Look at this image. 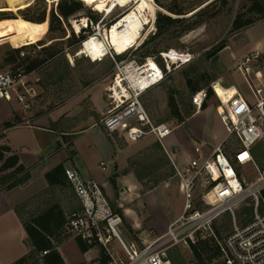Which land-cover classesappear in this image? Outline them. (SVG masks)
<instances>
[{"label":"rangeland","instance_id":"374dc122","mask_svg":"<svg viewBox=\"0 0 264 264\" xmlns=\"http://www.w3.org/2000/svg\"><path fill=\"white\" fill-rule=\"evenodd\" d=\"M138 1L133 0L124 7L118 6L113 12L110 10L111 13L104 10L99 11L93 4L83 1L85 8L70 18V26L65 22L64 31L58 25H56L55 30L49 31L51 14L53 10L57 12L59 0H0V74L22 72L26 75V88L29 91L27 102L30 105L26 108L22 103L26 110L49 112L57 108V110H64L62 111L64 112L63 115L61 114L59 118L60 121L62 119L66 121L71 119L73 123L78 124L81 123V118L87 117V113L91 112L100 122L101 106L104 107L109 102L108 96L106 97L107 92L104 89H106L115 74L116 61H123L130 57H135L142 61L148 57H155L163 65V61L159 57L161 51L177 49L182 52H189L194 57L193 61L188 65L175 68L171 73L167 74L165 80L159 86L151 89L143 96L142 101L156 123L166 122L170 127H173L178 124V120L173 118L172 115L169 105L171 98L175 99L181 114L187 118L196 111L188 79H192L193 84H201L202 86H204L205 81H209V87L211 86L214 93L211 97L208 96L206 104L207 108L214 107L215 111H213V117L211 115L208 117L210 118L207 131L209 141L203 142V145L199 144L198 147L201 148V151L202 149L205 151H208V149L212 150L213 143L216 142L217 144L227 136L226 127L217 115L220 101L213 85L216 82H220V87L223 86L228 93L238 91L236 86H231L237 82L235 79L237 76L234 74L238 70V57L246 50H255L256 47L264 46V19L235 32L233 31V22L238 15H246V18H259L258 15L249 12L252 5L249 0H229L228 5L225 7L216 4V2L207 7L214 0H152L157 11L156 21L152 22L151 25L156 24V31L154 32V29H152L149 34L146 33V38L141 37L134 48L122 56L110 49L109 54L104 59L100 58L101 60L93 58V56L83 50L84 41L96 34L98 28H101V32L105 36L117 21L136 7ZM203 3H205L204 6L197 9H203L201 11L203 12L202 18H198L203 21L194 30L180 33L182 24H176L172 29H168L165 34L156 35L158 31L157 19L160 15L172 16L177 19L188 18L195 12L188 13L191 11L190 8L192 6L198 7ZM28 4L30 5L20 8ZM171 10H181L187 14L176 15ZM45 11L47 21L44 23H36L23 18L28 16L36 20L41 18ZM83 19H87V25L78 31L75 25L77 22L80 24ZM7 28L11 32H7ZM147 29L151 30L150 26ZM82 35L86 36V38L81 44H78L77 39L74 37L80 38ZM18 42L20 44L17 46L25 44V47H21L20 54L14 53L15 49H19L16 47ZM51 44L53 49L50 53H56L57 55L53 58H48V53H45L42 48ZM222 44H226V47L208 60L207 56ZM259 52L257 53L260 54V58L254 66V71H261L264 78V49ZM17 56L19 61L14 62L12 58H17ZM36 58L46 61L39 70L27 74L26 67ZM21 61L24 62L22 66L19 65ZM201 74H204V76L199 78ZM242 79L239 78L241 82L246 84L245 77H242ZM251 79L256 80L254 75H252ZM204 87L207 88L208 86ZM246 90L251 96L252 92L248 84L246 85ZM21 91L26 93L25 89H21ZM99 92L101 97L96 100L95 96ZM67 108L72 110L70 118L65 113ZM102 132V128L99 126V128L84 134L77 142L82 157L75 156L76 160L74 159V161L80 170H85L88 164V166H92L94 162L98 161L99 163L100 159H104L109 164L108 173L114 174L115 165L111 163L110 158L102 157L100 159L97 158V160L94 158L95 155L92 150L95 145L102 150L109 145L111 138H114L113 135H107ZM177 132L176 130L170 137L166 138L165 144L180 169L185 170V167L192 159L186 162L179 160V152H176L170 143L173 137H178ZM72 138V136L64 138L65 142L63 143L67 144ZM237 147L235 137H231L227 143L228 153L232 154L233 149ZM55 148L57 149V146L54 145L53 149ZM151 148L152 151L148 154L147 160L141 161L138 159L137 163L139 165L137 168L138 175L146 174V176L143 175L142 193L129 192L126 196L127 207L134 211V215L130 219L139 222L140 227L147 231H155L162 227L166 220L181 211L185 204V197L180 190V182L174 174L173 167L171 164H164V157L167 158L169 163L170 160L164 154L163 147L154 148L152 146ZM254 155L257 166L263 168L264 139L254 147ZM153 158L154 160H152ZM149 159L152 161H149ZM155 159L159 160L158 163L161 166L158 170L155 169ZM231 161L239 174L248 181L253 180L258 175V170L253 164L242 166L237 163L234 157ZM157 185L159 186L154 191L148 193L150 188ZM145 193L148 194L144 195ZM44 198V201H61V204L66 207L70 201L74 202L77 200L73 189L68 187L55 189ZM75 208L77 209L78 207L74 206L71 208L72 210L67 209L68 214H72L71 212L75 211ZM239 211L237 216L242 223L243 219ZM215 223L216 228L221 231L222 239L231 233L233 227L231 215L224 214ZM213 230L215 231L214 225ZM150 234L154 235L153 233ZM122 235L128 241L135 240L140 245L142 243V240L137 238L136 233L126 224V221L122 228ZM77 243V240L73 239L62 247L63 254L67 255L68 264L80 259L76 247ZM211 254L208 253V255ZM172 257L175 264H193L195 262L189 246L181 245L174 248ZM218 262L222 263V259L220 258L209 264H218Z\"/></svg>","mask_w":264,"mask_h":264},{"label":"built area","instance_id":"2783aa9c","mask_svg":"<svg viewBox=\"0 0 264 264\" xmlns=\"http://www.w3.org/2000/svg\"><path fill=\"white\" fill-rule=\"evenodd\" d=\"M172 51L177 52L175 58L171 56ZM159 54L163 65L155 57L116 61L115 74L107 90L108 106L101 114L100 124L109 134L125 130L132 142L154 136L169 153L164 142L174 128L166 122L156 123L142 98L159 86L167 74L188 65L194 57L177 49ZM259 58L258 53L247 54L238 66L253 98L249 100L239 91L227 101L219 98L217 112L226 127L227 138L208 157L192 159L185 170L173 163L185 204L181 215L169 224L166 232L141 245L135 240H126L122 235L124 217L114 208L104 186L95 178L84 177L78 167L71 165L65 167V176L80 202V209L68 217L70 238L89 248H100L108 264H174L172 250L181 245L190 247L200 237H214L218 241L222 264H264V167L257 166L253 154L254 147L264 139V78L261 71H254ZM252 75L256 80L251 79ZM26 87V75L22 72L0 74V100L16 98L28 108ZM207 99L208 89L196 92L192 97L196 110L202 109ZM231 137H235L238 147L229 154L227 143ZM196 152L200 153L201 148L197 147ZM233 157L242 166L253 164L258 175L248 181L232 164ZM100 166L104 172L109 167L106 162ZM246 204L254 211L251 220L242 224L237 214ZM224 214L231 215L233 227L229 235L218 239L213 225Z\"/></svg>","mask_w":264,"mask_h":264},{"label":"crops","instance_id":"0c3cea01","mask_svg":"<svg viewBox=\"0 0 264 264\" xmlns=\"http://www.w3.org/2000/svg\"><path fill=\"white\" fill-rule=\"evenodd\" d=\"M19 44V42L16 43V47L21 48L25 45L23 43L21 46H17ZM262 49H264V46H261L260 48L256 47L255 50L244 51V53L238 57V66L241 64L245 55L257 53L262 51ZM234 75L237 76L235 78L237 82L235 85L231 86H236L242 95L251 100L253 96L252 93L250 96V93L246 90L247 82L245 84L239 80V78L242 79L244 75L239 70H237ZM108 86L109 84L106 89H104L106 92ZM224 92L226 93L227 99L237 93H228L225 89ZM95 97L96 100H98L99 97H101L100 92L97 93ZM107 106L108 104H105L104 107L101 106V111L103 112ZM66 110L65 113H67V117L70 118L72 110H69L68 108ZM62 111L64 110H57V108L49 112L29 111L26 110L22 103L16 98L12 101L0 100V152L2 151L4 154V159L16 153L20 159V164L24 165L27 169L26 172L19 174L14 179L23 178L25 174H29L30 176L25 184H21L12 189H6L5 185L0 187V264H13L32 250V246L28 243V235L23 225V219L18 214V208L25 203L34 201V199L49 188L46 174L62 164L65 167L71 165L78 167L74 159L75 156L82 157V154L77 146V142L80 140V137L84 136L87 132L93 131L101 126L102 133L109 134L91 112L87 113V117L81 118V123L78 124L73 123L71 119H68L69 121H66L65 119L60 121L59 118L61 117V114L63 115L64 113ZM213 111H215L214 107L196 110L193 115L186 118L184 122H178L177 125L173 126V132H176L177 130L178 137H173L170 140V143L173 148H175L176 152H179L178 156L181 162L190 161L191 159L198 157H208L212 153L211 151L227 138L226 136L217 144L216 142L213 143L214 146L212 147V150L208 149V151H205L202 149L200 153L196 152V147H198L199 144L203 145L209 141V134L207 131L210 118L208 117L209 115L213 117ZM98 113H100V111H98ZM218 118H220L219 115ZM86 122H88L87 125H85ZM7 123H10V125L6 126L5 124ZM109 135H113L114 138H111L107 147L100 150L99 147L95 145L92 151L94 152L95 160L102 157L110 158L111 163L115 165L114 174L108 173V169L106 172L102 171L100 164L101 162H106L104 159H100L99 163L98 161L94 162L92 166H88V164L85 170H80L79 167L78 169L84 177L95 178L104 186L114 208L122 214L124 221H126V224L134 230L137 238L142 240L141 242L150 241L166 232L169 224L181 215L184 209L183 206L181 211L167 219L163 226L155 231L143 230L140 227L139 222L130 219V217L134 215V211L127 207L126 196L129 192L141 194L144 183L143 175L146 176V174L143 173L138 175V159L141 161L147 160L148 154L152 151L151 147L154 146V148H161L162 145L151 135L132 142L127 138L125 130ZM68 136H72L73 138L71 141H68L67 144L63 143L65 142L64 138L66 139ZM54 145L57 146V149H53ZM165 146L169 153H167L164 148L163 151L166 157L170 160V163L167 158L164 157V164H171L174 169L173 163H176V161L166 144ZM3 148H10L11 151L3 150ZM4 159L0 160V165L4 162ZM152 160H154V158ZM152 160L149 159V161ZM158 162L159 160H156L155 162L156 170L161 167ZM12 171L13 169H8L5 172H2L0 178L3 177V175L10 174ZM10 183L11 181L8 182V184ZM158 186L159 185L150 188L148 193L154 191ZM55 189L58 190L60 188L55 187L54 190ZM148 193H145L144 195H147ZM58 202L61 204V201ZM38 205L39 204L35 202L31 206L35 210ZM77 205L80 206L78 199L74 202L70 201L67 207L64 205L62 206L68 211L74 206L79 207ZM150 233H153L154 235ZM71 240L73 239H68L58 247V251L64 259V264H68V262L67 255L62 252V247ZM76 247L80 259L72 264H103L104 255L100 248H89L88 251L83 252L78 243L76 244Z\"/></svg>","mask_w":264,"mask_h":264},{"label":"trees","instance_id":"16d2710c","mask_svg":"<svg viewBox=\"0 0 264 264\" xmlns=\"http://www.w3.org/2000/svg\"><path fill=\"white\" fill-rule=\"evenodd\" d=\"M228 1L229 0H214L209 5H207V7H210L215 2L216 4L225 7L226 5H228L227 4ZM249 1L252 3L249 12L251 14L254 13L255 15H258L259 18L258 19L255 17L246 18V15L243 14L238 15L233 22V31L235 32L254 25L258 20L264 19V0H249ZM204 4L205 3H203L198 7L192 6V8H190L191 11H189L188 13L194 11L195 12L193 13V15H191L188 18L177 19V18H173L172 16L160 15V17L157 19L158 31L156 35L165 34L168 29H172V27H175L176 24H182V29L180 30V33L181 32L186 33L194 30L203 21L201 19H198V18H202L201 16L203 15V12L201 11L203 9L201 10H197V9L204 6ZM84 8H85L84 3L81 0H59L57 12L53 10L51 14L49 31L55 30L56 25H58L59 28L62 31H64L65 30L64 23L66 22L70 26V22H69L70 18L75 16L79 11L83 10ZM171 11L176 15L187 14L186 12H183L181 10H171ZM23 18L36 23H44L47 21V14L45 11L43 16L41 18H37L36 20L29 18L28 16H24ZM6 31L11 32V30H9L8 28L6 29ZM74 38L77 39L78 44H81V42L85 40L86 36L82 35L80 36V38L77 37ZM21 49L22 48L15 49L14 53L20 54ZM52 49H53L52 44L42 48V50L45 51V53H48L47 54V57L49 56L48 58H53L57 55L56 53H50ZM12 60L14 62L16 61L18 62L19 61L18 56L17 58L13 57ZM22 60L24 61V59ZM23 61L19 63L20 66L24 65ZM45 61L46 60L40 58H36L32 60L29 63V65L26 67V73L30 74L39 70L42 67V65L45 63ZM203 76L204 74H201L199 78ZM192 81H193L192 79H188V85L193 95L199 90L205 88L204 86L206 87L208 86L206 88L208 89V96L211 97L213 95L214 92L211 86L209 87L210 84L209 81H205L204 86H202L201 84H193ZM169 105L172 110L173 118L177 119L179 123L184 122L186 118L181 114L179 107L174 98H171ZM206 108H207V104L205 102L203 104L202 109H206ZM191 115H193V113L190 114L189 116ZM9 125L10 123L6 124V126ZM3 150H7L9 152L11 151L10 148H3ZM253 154H254V149H253ZM3 159H4V154L1 151L0 160ZM8 169H13V171L10 174L4 175L3 177L0 178V187L5 185V188L9 190L21 184H25L30 178L29 174H25L23 178L14 179L16 176L26 172L27 170L24 165L20 164V159L16 153L4 159V162L0 165V174ZM46 179L48 180L49 188L46 189L42 194H40L36 199H34V201L25 203L18 208V214L23 219V225L28 235V243H30V245L32 246V250L26 256L17 260L13 264H64V259L62 255L59 253L58 247L70 238V234L67 232V223H68V217L71 214H68V211H66L63 208L60 202L50 201V200L44 201L45 200L44 197H46V195L48 194L50 195L55 187H59V188H65V187L72 188V187L65 176V166L63 164L49 171L46 174ZM9 181H11L10 184H8ZM262 196L264 201V191L262 193ZM35 202L38 203L39 205L34 210V208L31 205L34 204ZM79 209L80 206L71 213L73 214L77 212ZM239 210L238 211L240 212V215L243 219L242 223L243 224L248 223L253 216V211H254L253 207L249 204L248 205L246 204L242 206ZM262 210H264V202L262 204ZM214 229L217 238L222 239L221 231L218 228H216V223H214ZM77 242L79 243V246L83 252L88 251L89 247L87 245H85L83 242L79 240H77ZM190 247L195 258V262L193 264H209L214 262L215 260L216 261L219 260L222 255L218 241L214 237H206V238L200 237L197 243L191 245ZM44 252H47V254H44ZM208 253H212V254L208 255ZM103 264H108V261L105 256H103ZM218 264H222V263L218 262Z\"/></svg>","mask_w":264,"mask_h":264},{"label":"bare ground","instance_id":"6f19581e","mask_svg":"<svg viewBox=\"0 0 264 264\" xmlns=\"http://www.w3.org/2000/svg\"><path fill=\"white\" fill-rule=\"evenodd\" d=\"M85 3L93 4L99 11L112 12L118 6H126L133 0H82ZM30 4L20 7L25 8ZM156 7L152 3V0H139L134 9H131L124 15L119 21H117L111 29L103 36L101 28L97 29V33L86 39L83 43V50L93 56L95 59L106 57L109 54V50H113L116 54H122L134 47L141 39L146 38L145 34H149L155 25H151L156 21ZM111 13V12H110ZM74 24V23H73ZM87 25V19H83L80 24L75 25V28L80 31L82 27ZM151 28L147 29V27ZM76 30V29H75ZM103 36V38H102ZM176 51H172V57L177 56ZM89 56V57H91ZM220 82L214 83V90L224 101L226 100L224 89L220 87ZM231 98V97H230Z\"/></svg>","mask_w":264,"mask_h":264},{"label":"water","instance_id":"95a60500","mask_svg":"<svg viewBox=\"0 0 264 264\" xmlns=\"http://www.w3.org/2000/svg\"><path fill=\"white\" fill-rule=\"evenodd\" d=\"M193 15V14H191ZM226 47V44H222L221 46H219L218 48H216L215 50H213L208 56L207 59H211L212 57H214L216 54H218L219 52H221L224 48Z\"/></svg>","mask_w":264,"mask_h":264}]
</instances>
